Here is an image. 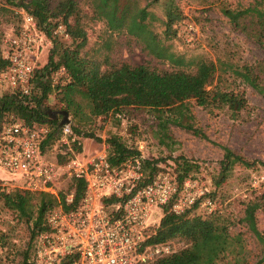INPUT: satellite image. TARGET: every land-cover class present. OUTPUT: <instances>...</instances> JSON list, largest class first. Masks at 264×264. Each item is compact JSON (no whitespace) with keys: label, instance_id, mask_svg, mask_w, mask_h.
I'll return each mask as SVG.
<instances>
[{"label":"trees","instance_id":"1","mask_svg":"<svg viewBox=\"0 0 264 264\" xmlns=\"http://www.w3.org/2000/svg\"><path fill=\"white\" fill-rule=\"evenodd\" d=\"M93 8V16L104 21L109 32H120L132 36L147 53L158 59H168L173 63L171 68H156L148 64H130L120 61L113 64L107 57L98 58L86 47L87 37L82 22L81 8L78 0H58L51 4L48 0H3L4 4L16 7V32L20 20L19 11L30 14L42 37L49 41L44 51L43 60L40 58L33 64L29 79V93L8 89L0 83V122L8 119L9 115L31 124H46L50 131L40 143V149L54 144L60 126L56 118H51L45 104L51 93H55L57 102L62 106L59 110L71 112L73 116L87 109L85 114L101 117L115 113L124 107L138 106L154 111L160 118L161 131L166 130L167 124L179 126L195 136L206 138L205 134L190 121L192 116L188 108L190 101L203 109L212 112L225 110L229 116L235 117L246 108L247 100L242 89H222L214 80L216 65L210 60L199 59L193 70H187L186 61L181 55H175L167 50L158 36L151 30L150 22L158 20L146 10V6L159 0H146L140 6L137 0H86ZM164 33L169 30L175 34L176 24L181 20V14L173 0H163ZM222 14L233 28L247 31L248 23L254 26L252 30L256 38L264 37V11L255 7L229 9L222 8ZM249 18L248 22L244 19ZM62 26L67 33L68 42L60 40L61 35L55 32L57 26ZM174 27L171 28V27ZM107 44V43H106ZM6 66V61L0 56V68ZM65 70L64 75L52 76L58 67ZM252 64H243L230 68L231 74L242 83L250 86L259 93H264V87L259 82V74ZM77 140L71 142V151L80 152L79 130L71 126ZM83 137L96 138L92 132H83ZM77 141L79 143H77ZM107 145V158L115 164L127 156L137 153L135 147L126 146L116 137L103 140ZM222 156L219 159V169L213 184L223 182L229 175L234 164L250 167L254 161L245 159L226 146H222ZM71 156L70 151L64 154L56 153L58 163ZM175 167L171 171L174 180L180 184L190 173L197 171L196 163L182 155L171 158ZM264 166V163L262 164ZM142 177L140 184L151 180L152 176L161 170L157 159H141ZM65 191H59L56 196L47 192L28 191L22 189L5 190L0 188L2 205L24 219L29 224V239L32 240L40 232L47 229L46 215L60 205L68 210L78 204L84 190L81 179L70 178ZM72 192L69 203L64 200L65 192ZM206 195V194H205ZM213 197L212 192L207 193ZM259 209L256 201L244 204L241 221L255 236L259 235L255 222V211ZM196 210L198 204L187 208L180 214H173L166 208L159 224L152 229L148 243L171 242L181 240L186 246L174 250L168 255L156 258L147 264H222L220 256L229 247L226 226L219 223L218 215L214 212L202 217ZM30 247V254L32 248ZM30 255L24 252L21 264H27ZM252 264H264L257 261Z\"/></svg>","mask_w":264,"mask_h":264},{"label":"rangeland","instance_id":"2","mask_svg":"<svg viewBox=\"0 0 264 264\" xmlns=\"http://www.w3.org/2000/svg\"><path fill=\"white\" fill-rule=\"evenodd\" d=\"M26 1V0H23ZM55 4L58 0H48ZM181 14L176 24L175 34L169 30L164 33L163 0L146 6L158 20L150 22L151 30L158 36L167 50L181 55L186 61V69L193 70L199 59L210 60L216 65L215 77L210 86L216 84L222 89H242L245 92L247 106L237 116L231 117L225 110L209 112L192 101L187 105L192 116L193 126L198 127L206 136H195L185 129L167 124L161 131L157 114L147 108L138 106L124 107L118 112L108 113L101 117L87 116V109L73 116L67 112L69 126L79 130L78 140L81 144L79 154L89 155L107 145L103 141L114 136L126 146L135 147L143 144L146 159H157V165L163 171L171 173L175 167L171 158L182 155L196 163L197 171L189 174L196 186L204 188L206 196L213 193L212 211L218 215V221L226 226L229 247L220 256L222 264H252L264 262V93H259L250 86L235 78L230 68L243 64H252L259 74V82L264 87V37L256 38L254 26L248 23L247 31L233 28L222 14V8L237 9L255 6L264 11V0H173ZM81 8L82 22L86 31V47L98 58L107 57L113 64L127 61L130 64H148L156 68H171L173 63L168 59H158L147 53L134 37L120 32H109L104 21L93 16V8L86 0H78ZM140 6L146 0H137ZM16 7L0 0V48L6 35L16 25ZM245 22L249 18L244 19ZM186 22L196 26L195 36L191 42L183 39V28ZM171 28L174 29L172 26ZM60 35V34H59ZM62 42L68 39L61 36ZM107 43V44H106ZM44 52L40 59L43 60ZM53 92L46 99L48 111H60ZM119 115V116H117ZM57 120L60 114L56 113ZM83 132H92L94 138L83 137ZM75 136V135H74ZM77 136V135H76ZM222 146L240 154L255 164L250 167L234 164L229 175L219 185L213 184L219 169ZM58 147L52 144L45 149L44 158L55 160ZM67 181L61 183L65 191ZM6 188V187H5ZM4 188V189H5ZM256 201L259 209L255 211V236L241 221L244 204ZM196 212L202 217V208ZM29 224L7 210L0 201V264H21L24 252L30 255L32 240L29 239ZM171 247L178 250L186 246L181 240H172Z\"/></svg>","mask_w":264,"mask_h":264},{"label":"built area","instance_id":"3","mask_svg":"<svg viewBox=\"0 0 264 264\" xmlns=\"http://www.w3.org/2000/svg\"><path fill=\"white\" fill-rule=\"evenodd\" d=\"M19 13L17 31L8 33L0 48V56L6 61V66L0 68V83L26 94L33 64L49 41L37 30L30 14L22 10ZM195 31L196 26L186 22L184 41L191 42ZM55 32L68 38L60 25ZM64 74L60 66L52 80ZM49 131L46 124H28L12 115L0 122L1 189L56 196L63 180L76 178L84 182L75 207L64 210L56 205L48 212L47 229L34 237L27 264H147L174 251L169 241L147 242L164 208L180 214L197 203L204 215L212 211L206 190L189 177L178 184L168 171L158 170L151 180L140 184L142 142L135 146L137 153L113 164L104 147L89 155L73 153L70 144L77 138L66 123L60 126L54 143L59 154L70 151L71 156L58 163L45 159L40 149ZM71 199L72 192H65V202Z\"/></svg>","mask_w":264,"mask_h":264},{"label":"water","instance_id":"4","mask_svg":"<svg viewBox=\"0 0 264 264\" xmlns=\"http://www.w3.org/2000/svg\"><path fill=\"white\" fill-rule=\"evenodd\" d=\"M50 113L51 118L56 117V113L60 114V119L58 121L59 125L66 124L69 122V119L67 118V112L65 110H60L58 112L55 111H48Z\"/></svg>","mask_w":264,"mask_h":264}]
</instances>
